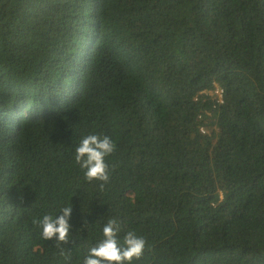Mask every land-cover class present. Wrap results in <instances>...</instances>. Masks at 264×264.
<instances>
[{"label":"trees","instance_id":"trees-1","mask_svg":"<svg viewBox=\"0 0 264 264\" xmlns=\"http://www.w3.org/2000/svg\"><path fill=\"white\" fill-rule=\"evenodd\" d=\"M69 205L62 256L32 221ZM110 218L131 264H264V0H0V264H83Z\"/></svg>","mask_w":264,"mask_h":264},{"label":"clouds","instance_id":"clouds-1","mask_svg":"<svg viewBox=\"0 0 264 264\" xmlns=\"http://www.w3.org/2000/svg\"><path fill=\"white\" fill-rule=\"evenodd\" d=\"M116 151L115 142L107 135L89 134L83 137L75 150V162L84 170L87 181H99V188L103 191L105 184L109 181L110 169L106 163V157ZM72 206L63 207L60 215H44L41 219L32 221L33 225L41 228V236L46 241H54L55 247L60 248V255L65 256V248L70 242L69 223ZM83 225L87 221H82ZM122 231L121 221L116 218L108 219L103 226V239L89 249L83 264H131L133 260H139L146 249L147 240L143 236H137L135 232L128 231L123 236V243L118 239ZM67 258V257H66Z\"/></svg>","mask_w":264,"mask_h":264},{"label":"built area","instance_id":"built-area-1","mask_svg":"<svg viewBox=\"0 0 264 264\" xmlns=\"http://www.w3.org/2000/svg\"><path fill=\"white\" fill-rule=\"evenodd\" d=\"M210 95L213 96V106L220 107L224 104V91L218 85L214 84V88L210 91Z\"/></svg>","mask_w":264,"mask_h":264},{"label":"bare ground","instance_id":"bare-ground-1","mask_svg":"<svg viewBox=\"0 0 264 264\" xmlns=\"http://www.w3.org/2000/svg\"><path fill=\"white\" fill-rule=\"evenodd\" d=\"M31 109H32V107L29 106V105L23 107V109H22V113H25L24 119H28V118H30V116L33 115V114L31 113Z\"/></svg>","mask_w":264,"mask_h":264}]
</instances>
